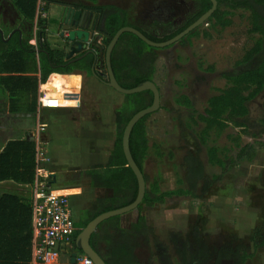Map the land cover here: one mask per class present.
Returning a JSON list of instances; mask_svg holds the SVG:
<instances>
[{
  "label": "trees",
  "instance_id": "trees-1",
  "mask_svg": "<svg viewBox=\"0 0 264 264\" xmlns=\"http://www.w3.org/2000/svg\"><path fill=\"white\" fill-rule=\"evenodd\" d=\"M14 17L13 26L3 20L0 11V96L9 101L12 113H37L39 108V86L46 83L51 74L61 76L86 72L88 76L96 77L101 83L107 84L104 74L107 72L106 62L101 73L95 69L96 55L89 52L83 58L74 61L67 59L65 49L51 48L47 40L48 19L43 15L51 6L52 0H5ZM200 10L183 28L164 38H158L147 33L139 26H133L128 21L126 10L115 5L85 6L84 11L99 12L102 22L99 31L102 34V45L108 47L116 33L125 26H133L141 30L153 41L161 42L171 39L182 32L212 7L211 0H198ZM218 7L206 24L225 27L230 24L226 20L227 10H243L249 13L251 28L249 32L258 35L254 45L245 53L233 72L224 73L228 86L220 90L208 100L204 113L197 114L192 119L195 124H203L198 136L200 142L207 147L212 134L219 137L231 125L240 128L237 134V146L240 152L237 159L220 155L217 146L207 149L211 165L219 166L223 172L230 167L229 163H237L243 158L253 160L256 149L252 144L242 146L241 133L247 134L246 117L249 115V102L264 90V0H217ZM230 13V12H229ZM214 21V22H213ZM199 27L185 36L192 38L199 34ZM36 40V44L31 41ZM157 48L150 46L136 34L125 32L119 38L111 58V65L118 83L126 89H132L146 81H154ZM243 69H240V67ZM94 69V71H93ZM124 102L114 111L115 143L106 165H96L82 172L87 176L93 188H105L112 191L111 195L98 197L89 209L82 212L76 222L75 240L81 230L98 215L127 206L133 203L138 195V179L128 165L123 148V136L131 118L139 111L153 103V93L149 90L124 95ZM178 102L191 107L188 96L182 95ZM143 117L133 128L130 136L132 156L144 173L146 192L142 203L133 210L135 220L128 228L121 225V216H114L102 222L91 237V245L104 259L106 264H157L155 254L143 261L139 256L140 241L150 245L153 238V228L148 224L142 207H154L164 204L168 198L191 197L201 199L208 193L209 181L205 166L199 155L190 153L184 158L187 166L186 187L163 190L157 178L150 179L145 171L149 157V138L147 119ZM190 128L191 125H190ZM229 137H232L229 135ZM234 138V137H233ZM235 139V138H234ZM198 152L199 149H198ZM37 142L35 140H10L0 151V182L12 181L16 184L30 187L31 192L21 194L4 192L0 195V264H30L33 257V192L37 181ZM73 178V173H69ZM81 176V177H82ZM221 175H213L212 180H221ZM51 182L52 177H49ZM201 188L202 191L199 190ZM200 192V193H198ZM262 224L255 227L247 245L235 234L226 245L210 248L204 237L197 232L192 243L186 240L177 241L179 256L176 261L162 258V264H209L214 261L222 264H248L255 253L264 249V216ZM108 246L106 255L100 248V243ZM73 250L78 249L76 242ZM158 259V258H157ZM158 262V260H157ZM161 264V263H160Z\"/></svg>",
  "mask_w": 264,
  "mask_h": 264
},
{
  "label": "rangeland",
  "instance_id": "rangeland-1",
  "mask_svg": "<svg viewBox=\"0 0 264 264\" xmlns=\"http://www.w3.org/2000/svg\"><path fill=\"white\" fill-rule=\"evenodd\" d=\"M109 1L113 0H100L99 3L95 0L94 4H108ZM147 1L120 0L118 3L121 5L120 8L127 10L131 22L158 38L178 32L200 10L198 0H184L190 5L188 14H179L174 17V21L159 19L152 22L147 20L146 23L134 21L135 17L141 18ZM173 1L177 6L178 0ZM55 6L52 4V9ZM0 11L3 20H7L13 26L14 12L10 11L4 1H0ZM227 11L226 20H229L230 24L225 27L202 24L197 36L156 50L158 58L154 82L160 90V109L149 114L146 122L150 150L145 171L151 180L158 179L163 190L185 188L186 183L179 181L181 179L185 181L186 178L187 166L184 164V158L190 153H197L205 166L210 183L207 195L201 199L175 196L168 198L164 204L142 207L147 222L154 231L150 251L147 248L149 245L145 246L140 241L138 253L143 261L151 256V252L155 254L157 264H162L160 261L162 258L176 261L179 256L177 241L186 240L192 243L197 232L204 237L210 248L228 244L235 234L251 246L249 237L253 229L263 223L261 217L264 216V90L249 102L250 112L246 117L248 133H241L240 139L242 146L247 144L254 146L255 158L251 161L243 158L234 165L229 163L230 167L226 172L222 173L219 166L210 164L207 149L209 146H217L223 150L220 151V155L226 157L227 161L230 157L237 159L240 146H237L236 138L241 129L231 125L219 137L216 133L212 134L206 147L198 136L203 124L197 125L192 119L197 114L205 112L210 97L228 86L224 73L236 70L237 62L243 59L258 37L249 32L251 24L247 11ZM60 30L58 25L57 33ZM74 75L73 80L80 81L81 88L77 89L76 94L66 96L73 104L69 106L66 104L67 107L59 110L47 109L43 112L41 110L37 116H29L30 120L27 123L29 134L32 135L29 138L34 140L33 134L39 122L45 121L50 124L47 131L49 139L51 131L60 133L59 124L63 121L78 122L81 130L88 131V136L84 139L88 138L86 142L90 158L88 164L92 167L103 163L102 158H105V162L113 149L114 111L125 98L123 94L108 84L101 83L94 76L85 73ZM56 77L60 78L59 75L51 74L49 82L54 83ZM105 80H108V76ZM182 95L188 96L191 107L178 102ZM71 124L73 125V122ZM9 127L5 121L0 122L1 131H7ZM50 158L47 163L42 164L48 173L54 170ZM213 175H221L222 178L214 182ZM58 180V184L62 185L65 177L60 175ZM59 185L57 189H63L67 193L77 192L75 189L81 187L79 189H83L85 194L84 209H89L98 197L112 194L109 189L93 188L87 179L78 184L63 187ZM201 188L204 187L200 186V191ZM3 192L28 194L31 189L15 183H5L0 185V194ZM80 212L76 211L77 217ZM121 216L122 225H128L135 220L133 211ZM100 248L106 255L109 253L105 242L100 243ZM209 264L216 263L212 260ZM222 264L231 262L224 261ZM248 264H264V249L255 253Z\"/></svg>",
  "mask_w": 264,
  "mask_h": 264
},
{
  "label": "crops",
  "instance_id": "crops-1",
  "mask_svg": "<svg viewBox=\"0 0 264 264\" xmlns=\"http://www.w3.org/2000/svg\"><path fill=\"white\" fill-rule=\"evenodd\" d=\"M0 1L1 2L4 1L6 3L5 0H0ZM94 1L95 0L93 1L92 0H69V1L62 2L61 0H52L51 5L52 4L56 5L55 8L52 9V7L50 6L49 10L44 13L45 14L44 16L49 21V25L47 28V40L51 48L65 49L66 52H68L69 50L68 32H66L63 35V29L61 28V16L63 12V6L67 5L76 10L82 9L84 11L85 6L102 5V3L94 4ZM119 1L120 0L109 1L108 4H114L117 6L118 5L121 6L120 3H118ZM97 2L99 3L100 0H97ZM17 16L18 15L14 12L15 19H17ZM58 25L61 28L59 33H57ZM56 75H59L60 78L58 79V77H56L55 80L53 79L54 83H52V81L49 82V78H50L49 77L46 83H44L46 84L45 86L44 84H40L39 95H40V92L44 88L45 90H43V92H45L47 96L50 95V96H53L54 98H58V101H56L55 99H52V102H53L52 104H54L53 106H56V103L59 102V104H61L62 106L59 108H53V109L59 110V109L67 107L65 106L66 104L68 106L73 104V101L68 99L66 96H68V94H76L78 92L77 89L79 87L81 88V86H79L80 81L73 80V77H75L74 74H69L65 76H61L60 74H56ZM52 76H54V73L52 74ZM41 110L43 112L47 110V108L41 109ZM41 110L38 108V112H41ZM38 112L37 113H28V112L12 113L9 110L8 99L0 96V122L5 121L10 126L7 131L0 130V151L5 147V145L10 140H23V139H29V137H32V135L30 136L29 134V126H28L29 124L27 123V121L30 120L29 116L31 115L37 116ZM71 122H73V125L71 124ZM43 123H46L48 125L46 131L43 134V138L46 141V148L48 151V155H49V158L51 157L50 159L54 167L53 172L51 173L47 172L48 177H52L51 182L53 183H51V185L55 187L57 191H59L60 193H65L69 195L70 205L72 207L75 220L76 222H78L80 219V216L82 215V212L86 210L84 209V202H85V197H84L85 194L83 192L84 190L79 189L81 187H77L78 189H75L77 192L73 191L72 193H67L63 189L61 190L57 189V185H59L58 176L60 177V175H63V177H65V181L62 182V185H59L61 187L66 186L68 184L69 185L78 184V183L83 182V180H86V179L89 180L87 176L81 175L82 172H85L94 167V166L89 167V164H88V162L90 161L89 153L87 149L88 145L86 143L88 138L84 139L85 137L88 136V131L86 129L81 130L80 127L78 126V122L74 123V121H70V120L63 121L62 123L59 124L60 133L55 132V130H53L54 132L51 131L50 132L51 136L49 139L47 131H48V128L50 127V124L45 121H43ZM33 138H34V134H33ZM114 143H115V136H114ZM110 153L107 156L105 162H104L105 158H102L103 163L100 162L101 164H98V165H106L109 161ZM69 173H73L74 175L73 178L69 176ZM66 177L71 178V179H66ZM5 183H14V182L12 181L0 182V185H3ZM76 211H81L78 217H77ZM130 224L131 222H129L128 225H124V224L123 225L121 224V225L125 228H128ZM62 263L63 264H74L75 262H73L72 254L62 255L60 257L59 264H62Z\"/></svg>",
  "mask_w": 264,
  "mask_h": 264
},
{
  "label": "water",
  "instance_id": "water-1",
  "mask_svg": "<svg viewBox=\"0 0 264 264\" xmlns=\"http://www.w3.org/2000/svg\"><path fill=\"white\" fill-rule=\"evenodd\" d=\"M211 1H212V7L210 8V10H208L205 14H203L190 26H188L186 29H184L182 32L172 37L171 39H168L166 41L156 42L148 38L141 30L133 26H125L116 33V35L114 36V38L112 39L106 50H104V46L98 42L99 35L95 34V30H93L94 21L89 18V15L86 14V12H84L82 9L76 10L67 5L63 6L61 22L65 23V31L68 32V40H69L68 43L71 48L70 51L67 52V59H70L74 57L76 54L81 53L85 47L91 45L99 50L101 60L105 59L107 65V73L104 74V77L108 76L107 84L110 87H112L113 89H115L116 91H118L123 95L134 94L149 90L153 93L154 96L153 103L149 107L137 112L131 118L125 129L123 136V148L128 161V165L134 171L139 184L138 195L135 201L127 206L116 208L98 215L96 218L91 220L77 236L76 245L78 249L82 250L83 253H85L88 257H90L94 261V264H106L104 259L95 251V249L92 247L90 243L91 237L93 233L97 230L98 226L105 220H108L109 218H112L114 216H121L123 214L133 211L142 203L144 199L146 192V181H145L144 173L139 168V166L137 165V163L135 162L132 156L130 150V136L134 126L143 117L153 112H156L160 109V90L154 81H146L132 89L123 88L118 83L111 65L113 50L119 38L125 32H131L136 34L147 44L156 48H165L171 46L176 42L182 40L185 36H187L196 28L200 27L202 24L207 23L208 19L212 16V14L215 12V10L218 7L217 0H211ZM64 34L65 32H63V35ZM87 54L88 52H85L80 56H76L74 58V61L83 58ZM75 261H76V254L74 253L73 262Z\"/></svg>",
  "mask_w": 264,
  "mask_h": 264
},
{
  "label": "built area",
  "instance_id": "built-area-1",
  "mask_svg": "<svg viewBox=\"0 0 264 264\" xmlns=\"http://www.w3.org/2000/svg\"><path fill=\"white\" fill-rule=\"evenodd\" d=\"M45 15V14H43ZM34 41V42H33ZM31 43L36 44V40ZM52 99L41 91L39 109L59 108V102L53 106ZM48 125L40 122L34 133L37 142V181L33 192V257L30 264H59L61 254H76L74 264H94L85 253L73 251L76 242V220L70 205L69 195L60 193L51 185L48 174L42 164L49 161L46 141L43 134Z\"/></svg>",
  "mask_w": 264,
  "mask_h": 264
},
{
  "label": "flooded vegetation",
  "instance_id": "flooded-vegetation-1",
  "mask_svg": "<svg viewBox=\"0 0 264 264\" xmlns=\"http://www.w3.org/2000/svg\"><path fill=\"white\" fill-rule=\"evenodd\" d=\"M61 1L65 2V1H69V0H61ZM174 3L175 2L173 0H148L147 5L144 6V10L142 11L141 18L135 17L134 21H136V22L138 21V22H142V23H146L147 20L152 22L153 20H158V19L159 20H165V21H170V20L174 21L175 16H177L179 14H182V15L188 14L187 12L190 8V5H187V3L184 2V0H178L177 6ZM125 4H126V1H125ZM102 5H114V4L104 3ZM115 6H117V5H115ZM117 7L120 8L121 6L118 5ZM88 15H89V18L94 21L93 30H95V34L99 35L98 42L100 44H102L101 43L102 34L99 31V26L103 20L102 16L99 12H94V11H90ZM128 21L131 25L137 26L134 22H131V20H129V18H128ZM90 25H92V24H90ZM61 28L63 29V32H65V33L67 32V31H65V23L62 24V22H61ZM70 49L71 48L69 46V51H70ZM104 50H106L105 47H104ZM85 52L95 53V55H96L95 69H96L97 73H101L103 70L105 59L101 60L100 53H99V50L97 48H95L91 45H88L87 47L84 48V50L81 53L76 54L74 56V58L76 56H80L81 54H83ZM78 73L87 74L86 72H78Z\"/></svg>",
  "mask_w": 264,
  "mask_h": 264
}]
</instances>
